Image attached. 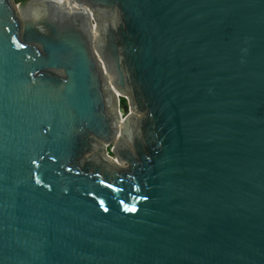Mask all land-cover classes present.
Masks as SVG:
<instances>
[{
    "label": "water",
    "instance_id": "water-1",
    "mask_svg": "<svg viewBox=\"0 0 264 264\" xmlns=\"http://www.w3.org/2000/svg\"><path fill=\"white\" fill-rule=\"evenodd\" d=\"M0 264H264V0H0Z\"/></svg>",
    "mask_w": 264,
    "mask_h": 264
},
{
    "label": "built area",
    "instance_id": "built-area-1",
    "mask_svg": "<svg viewBox=\"0 0 264 264\" xmlns=\"http://www.w3.org/2000/svg\"><path fill=\"white\" fill-rule=\"evenodd\" d=\"M119 97V103H120V115H121V119H125V117L128 115L129 113V99L125 96H121V95H118ZM122 99H125L126 101V104L123 103ZM108 154L112 156V153H111V150H110V147L108 148Z\"/></svg>",
    "mask_w": 264,
    "mask_h": 264
},
{
    "label": "bare ground",
    "instance_id": "bare-ground-1",
    "mask_svg": "<svg viewBox=\"0 0 264 264\" xmlns=\"http://www.w3.org/2000/svg\"><path fill=\"white\" fill-rule=\"evenodd\" d=\"M94 27L96 29V25L95 24H94ZM96 31H97V29H96ZM112 91H113L114 95H116V96L121 94L116 88H114V90H112Z\"/></svg>",
    "mask_w": 264,
    "mask_h": 264
},
{
    "label": "rangeland",
    "instance_id": "rangeland-1",
    "mask_svg": "<svg viewBox=\"0 0 264 264\" xmlns=\"http://www.w3.org/2000/svg\"><path fill=\"white\" fill-rule=\"evenodd\" d=\"M14 1V4L15 6L17 7V9L19 8V4L21 3V1H17V0H13ZM126 104V101L124 102ZM141 115V114H140Z\"/></svg>",
    "mask_w": 264,
    "mask_h": 264
},
{
    "label": "trees",
    "instance_id": "trees-1",
    "mask_svg": "<svg viewBox=\"0 0 264 264\" xmlns=\"http://www.w3.org/2000/svg\"><path fill=\"white\" fill-rule=\"evenodd\" d=\"M17 1H21V0H17ZM123 103L125 102V99H122Z\"/></svg>",
    "mask_w": 264,
    "mask_h": 264
}]
</instances>
